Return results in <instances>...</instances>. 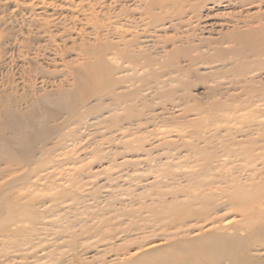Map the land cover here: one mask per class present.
<instances>
[{
    "label": "rangeland",
    "instance_id": "1",
    "mask_svg": "<svg viewBox=\"0 0 264 264\" xmlns=\"http://www.w3.org/2000/svg\"><path fill=\"white\" fill-rule=\"evenodd\" d=\"M181 1L184 0H0V19L13 26H0V96L21 95L35 70L41 72L36 76L38 90L41 81L46 82L43 90H56L49 88V83H58L71 63L77 66L82 62L73 51L95 38L100 44L114 43L117 34L129 41L135 35L142 39L143 32H147L150 39H143L144 43L154 41L159 45L155 48L158 53L183 33L200 35L197 25L207 27L220 22L224 24L222 36L231 37V43L221 44L218 53L211 54L214 60L232 63L222 70L216 68V79L206 71L208 66H198L195 86L220 85L211 98H192L182 108L173 109L167 104L170 98L149 94L147 103L134 113L147 121L140 130L135 124L128 126L134 133L131 138L121 139L119 132L113 133L118 129L115 126H127L122 117L86 130L75 124L69 133L76 135L77 141L63 146L66 150L56 151L49 160L20 167L0 162V184L15 182L8 193L10 201L26 200L21 205L31 218L41 216L45 205L49 212L46 215L54 224L41 227L28 222L17 233L5 231L6 227L0 229V264H96L145 241L151 234L147 228L149 212L162 204H180L184 200L175 194L182 185L176 177L180 171L177 160L165 158L174 153L176 144L180 145L177 132L187 137L204 131L209 140L240 137L241 141L264 146V57L255 58L250 48L251 44H260L264 51V0H238L239 5L229 7H211L213 2H206L200 12L198 8L204 0L201 4L196 0ZM201 33L210 41L220 40L210 29ZM232 82L241 85L234 88ZM240 86L241 90H237ZM193 89L189 88L191 92ZM95 105L89 101L86 110H94ZM236 131L240 132L235 134ZM125 140L131 142L132 150L137 147L150 151H131L125 158L121 154ZM54 145L53 140L48 147ZM261 166L264 153L247 163L241 160V177L232 174L227 180L238 178L249 185L252 180L264 186ZM262 190L255 204L264 206ZM135 227L143 230L127 233V238L119 234ZM162 230V226L155 228L158 234ZM14 242L17 247L12 248Z\"/></svg>",
    "mask_w": 264,
    "mask_h": 264
},
{
    "label": "bare ground",
    "instance_id": "2",
    "mask_svg": "<svg viewBox=\"0 0 264 264\" xmlns=\"http://www.w3.org/2000/svg\"><path fill=\"white\" fill-rule=\"evenodd\" d=\"M196 1L201 4L203 0ZM206 2H213L211 7L239 5L238 0H204L198 12L205 9ZM0 26L13 28L2 19ZM199 26L200 35L183 33L175 43L163 47L159 55L155 51L158 44L154 41L144 43L143 39H150L149 35H145L147 32H143L142 39L135 35L125 41L122 35L117 34L114 43L100 44L96 38L92 43H83L86 45L82 49L73 51L82 62L77 66L71 63V67L66 68L67 73L59 76L58 83H49V88H57L51 92L43 90L45 81L40 82L41 90H38L36 76L41 72L35 70L21 95L6 93L0 96V162L8 167H20L26 163L30 165L49 160L56 151L66 150L63 146L77 141L76 135L69 133L75 124L86 130L122 117L127 126H115L118 129L113 133L119 132L121 139L131 138L134 133H130L128 128L135 124L140 130L143 122L147 121L142 115L135 116L134 113L147 103L145 98L149 94L170 98L167 104L173 109L180 108L186 100L211 98L217 94L219 84L208 86L209 83L199 88L194 85L199 79L197 68L208 66L206 71L215 75L216 79L219 72L216 68L222 70L226 65L231 66L232 63H227V60H214L211 54H217V47L229 43L231 37L226 39L222 36L220 31L224 24L220 22L207 27ZM205 28L215 31L220 40L203 38L205 34L201 32ZM260 47V44L250 46L257 59L264 57ZM215 62H219V66L212 65ZM192 79L194 81L187 82ZM214 82L217 81L211 83ZM236 85H241V82L231 84L234 88ZM192 86L195 88L193 93L189 90ZM185 90L189 92L185 94ZM237 90H241V86ZM89 101L96 103L94 110H86ZM213 106L218 107L219 104ZM179 134L177 132L180 145L176 144L174 153L165 158L171 161L174 157L180 167L176 177L182 185L175 194L184 198L183 203L162 204L159 209L151 210L147 226L151 234L145 237V241L133 244L124 253L111 256L106 253L110 257L96 264H264V206L255 204L256 197H259L256 195L264 186L252 180L251 185L242 183L238 178L227 180L232 174L241 177V160L247 163L256 159L264 153V146L241 141L240 137L226 141L209 140L204 131L187 137ZM212 135L214 137L215 134ZM229 135L227 132L226 137ZM53 140L55 149L48 147ZM123 145L121 154L125 158L128 156L125 154L131 151L145 154L150 151L137 147L132 150L131 142L126 140ZM259 169L263 171L264 166ZM27 176L24 178L27 179ZM14 186L12 181L0 184V229L6 227L5 231L17 233L28 222L41 227L54 226L51 217L46 215L49 212L45 210V205L42 206L41 216L31 218L21 205L26 200L10 201L8 193ZM259 186L261 189H258ZM30 219L36 220L31 222ZM157 226L164 228L159 234L155 231ZM141 228H128L119 234L127 238L130 237L127 233L146 229L145 226ZM11 247H17L16 242Z\"/></svg>",
    "mask_w": 264,
    "mask_h": 264
}]
</instances>
